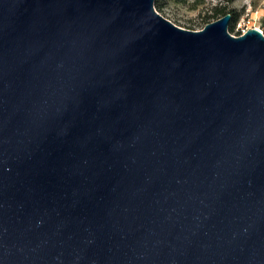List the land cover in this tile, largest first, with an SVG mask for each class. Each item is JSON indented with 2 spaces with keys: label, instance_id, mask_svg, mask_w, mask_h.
I'll return each mask as SVG.
<instances>
[{
  "label": "water",
  "instance_id": "obj_1",
  "mask_svg": "<svg viewBox=\"0 0 264 264\" xmlns=\"http://www.w3.org/2000/svg\"><path fill=\"white\" fill-rule=\"evenodd\" d=\"M155 0H0V264H264V33Z\"/></svg>",
  "mask_w": 264,
  "mask_h": 264
},
{
  "label": "rangeland",
  "instance_id": "obj_2",
  "mask_svg": "<svg viewBox=\"0 0 264 264\" xmlns=\"http://www.w3.org/2000/svg\"><path fill=\"white\" fill-rule=\"evenodd\" d=\"M231 13L229 31L240 35L251 27L264 33V0H155L157 11L179 26L202 29L222 16L217 7Z\"/></svg>",
  "mask_w": 264,
  "mask_h": 264
},
{
  "label": "trees",
  "instance_id": "obj_3",
  "mask_svg": "<svg viewBox=\"0 0 264 264\" xmlns=\"http://www.w3.org/2000/svg\"><path fill=\"white\" fill-rule=\"evenodd\" d=\"M216 9H217V11L222 12V16L225 15L226 13L230 12V11L226 10L225 6H223L221 8L217 7Z\"/></svg>",
  "mask_w": 264,
  "mask_h": 264
}]
</instances>
